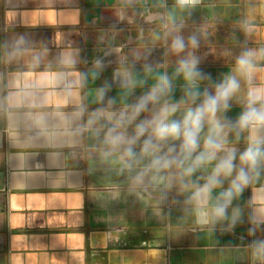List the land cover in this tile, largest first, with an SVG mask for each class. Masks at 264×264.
<instances>
[{"label":"crops","instance_id":"1","mask_svg":"<svg viewBox=\"0 0 264 264\" xmlns=\"http://www.w3.org/2000/svg\"><path fill=\"white\" fill-rule=\"evenodd\" d=\"M177 34L198 38L180 56L199 58L208 77L200 90L212 91L242 51L264 47V0H200L184 10L176 0H0V264H264V170L227 219L200 224L183 185H202L215 162L191 178L176 167L146 171L151 157L127 169L123 150L106 142L110 129L131 136L149 117L118 126L160 74L173 75ZM123 71L144 85L121 86ZM173 84L179 101L182 77ZM245 92L242 82L229 120ZM248 138L230 133L229 146L242 152Z\"/></svg>","mask_w":264,"mask_h":264},{"label":"clouds","instance_id":"2","mask_svg":"<svg viewBox=\"0 0 264 264\" xmlns=\"http://www.w3.org/2000/svg\"><path fill=\"white\" fill-rule=\"evenodd\" d=\"M199 3L200 0H176V7L190 9ZM252 31L251 25L245 26L246 34ZM189 46L192 49L199 47L195 35L190 36L187 42L179 34L173 37L170 50L179 57L173 75L169 76L167 72L160 74L150 90L130 106L129 114L119 118L118 126L135 121L144 112H150L149 117L136 123L131 136L115 128L110 129L106 142L113 150H123L121 159L127 169H132L142 158L151 157L146 171L161 172L176 167L180 169L182 178H191L199 169L215 162L202 185L194 182L183 185L191 190L190 200L196 205L197 222L207 224L227 219L232 200L264 170V83H256V74L261 71L259 62L264 61V47L242 51L235 60L233 74L224 75L213 85L214 90L205 88L201 91L200 83L208 77L199 68V58L192 52L180 56ZM96 63L100 66L101 62ZM145 70L151 72L152 69L146 66ZM177 77H182L184 81L183 97L173 101V80ZM116 78L125 88L145 83L144 80L134 79L129 71L118 72ZM242 82L246 88L241 100L243 111L232 121L223 114L241 93ZM109 87L106 85L99 90L101 100ZM182 106L185 107L181 112ZM178 112L181 115L176 118ZM243 132L249 133L248 145L244 151L237 153L236 148L229 146L228 137L234 133L238 139ZM141 137L145 139L138 154L135 145ZM143 176V172L137 175V183L143 180ZM228 178H231L229 186L219 193L215 204L209 208L213 191L222 187ZM237 218L234 212L233 225ZM260 246L264 248V242Z\"/></svg>","mask_w":264,"mask_h":264}]
</instances>
